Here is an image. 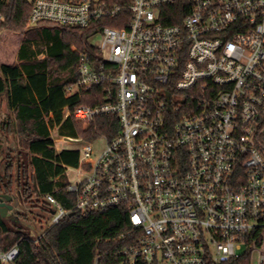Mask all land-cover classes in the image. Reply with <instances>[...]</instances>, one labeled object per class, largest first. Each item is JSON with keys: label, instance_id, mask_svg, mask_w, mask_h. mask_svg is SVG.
<instances>
[{"label": "built area", "instance_id": "1", "mask_svg": "<svg viewBox=\"0 0 264 264\" xmlns=\"http://www.w3.org/2000/svg\"><path fill=\"white\" fill-rule=\"evenodd\" d=\"M30 1L31 26L120 25L100 29L102 57L82 54L79 80L66 89H100L96 105L72 113L101 124L96 138L81 140V158L94 155L93 141L106 144L88 176L69 183L70 209L45 197L51 225L102 223L96 238L123 244L90 264H223L259 252L264 0ZM173 9L181 20L170 24ZM53 136L56 145L70 141ZM19 256L0 240V264Z\"/></svg>", "mask_w": 264, "mask_h": 264}, {"label": "trees", "instance_id": "2", "mask_svg": "<svg viewBox=\"0 0 264 264\" xmlns=\"http://www.w3.org/2000/svg\"><path fill=\"white\" fill-rule=\"evenodd\" d=\"M31 10L30 0L0 1V32L23 36L17 62L0 64V101L6 110V116L0 118V195L11 196V204L16 200L20 203L13 213V226L5 223L0 214V240L4 250L18 246L20 256L14 264H74L68 251L67 237L71 234L63 233L84 220L67 217L37 232V238L23 232L19 222L30 220L35 209L52 211L45 201L49 194L64 208L73 206L74 198L67 192L66 170L80 166L81 154L58 150L53 134L71 140L96 138L101 124L77 122L72 113L79 106L96 105L100 89L70 96L66 89L79 80L82 54L102 57L90 39L104 26L120 25L102 21L85 29L51 23L30 27ZM180 20L179 10L173 9L165 22ZM94 239L93 255L99 251L106 259L123 245L117 241L108 243L106 238ZM223 264H251V254Z\"/></svg>", "mask_w": 264, "mask_h": 264}, {"label": "rangeland", "instance_id": "3", "mask_svg": "<svg viewBox=\"0 0 264 264\" xmlns=\"http://www.w3.org/2000/svg\"><path fill=\"white\" fill-rule=\"evenodd\" d=\"M30 27H41L31 26ZM23 36L10 31H1L0 32V64L7 63L12 64L17 62V52L20 44L22 42ZM90 42L93 46H99L102 42L100 35H94ZM6 116L5 104L3 101H0V118ZM55 135V133H54ZM106 144L104 138H99L92 142V148L94 155L90 159H84L83 155L81 158V163L78 168H67L66 177L69 183H78L79 181L86 178L89 174L92 163L96 160L98 155L102 152ZM59 150H76L79 152L83 151L84 143L80 139H74L69 141L67 144H58L56 145ZM13 210L8 213L6 218H3L4 222L9 226H13L14 214L17 209L20 208V203L18 200L12 204ZM29 211V210H28ZM33 218V219H31ZM54 218V212L52 211H43L40 209H35L34 214L30 215V220L22 219L19 222L21 230L25 233H29L33 238H37L38 233L42 232L43 229H46L48 225H51ZM89 225L88 220L81 221L77 223L74 228H70L64 234H71L67 237L69 241L68 251L72 255V262L74 264H89L93 256L92 243L95 240L94 238L100 236L99 229L102 227V223L98 224L93 223ZM87 226V227H86ZM32 228L35 230H32ZM242 252H245L244 250ZM261 257H264V245L259 249V252L256 251L251 257V264H258L261 260Z\"/></svg>", "mask_w": 264, "mask_h": 264}, {"label": "water", "instance_id": "4", "mask_svg": "<svg viewBox=\"0 0 264 264\" xmlns=\"http://www.w3.org/2000/svg\"><path fill=\"white\" fill-rule=\"evenodd\" d=\"M67 139V138H66ZM72 141L71 139H67ZM13 198L8 195H0V214L2 218H6L8 213L13 210L12 206Z\"/></svg>", "mask_w": 264, "mask_h": 264}]
</instances>
